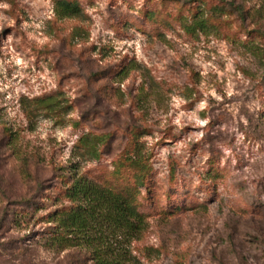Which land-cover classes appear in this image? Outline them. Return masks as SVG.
Returning <instances> with one entry per match:
<instances>
[{"label": "rangeland", "instance_id": "obj_1", "mask_svg": "<svg viewBox=\"0 0 264 264\" xmlns=\"http://www.w3.org/2000/svg\"><path fill=\"white\" fill-rule=\"evenodd\" d=\"M60 1L0 0V264H93L47 242L81 175L126 264H264V0Z\"/></svg>", "mask_w": 264, "mask_h": 264}, {"label": "trees", "instance_id": "obj_2", "mask_svg": "<svg viewBox=\"0 0 264 264\" xmlns=\"http://www.w3.org/2000/svg\"><path fill=\"white\" fill-rule=\"evenodd\" d=\"M62 16L76 14L70 1L57 3ZM70 205L54 210V227L47 239L58 250L80 247L93 264H126V243L138 239L145 228L143 215L127 197L85 176H75L65 189Z\"/></svg>", "mask_w": 264, "mask_h": 264}]
</instances>
